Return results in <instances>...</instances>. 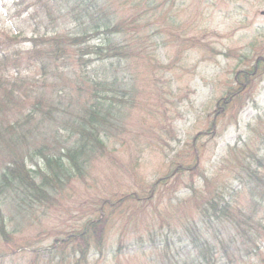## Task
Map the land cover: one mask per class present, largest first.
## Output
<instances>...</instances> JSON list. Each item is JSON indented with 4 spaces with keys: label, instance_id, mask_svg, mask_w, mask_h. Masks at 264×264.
I'll return each instance as SVG.
<instances>
[{
    "label": "rangeland",
    "instance_id": "1",
    "mask_svg": "<svg viewBox=\"0 0 264 264\" xmlns=\"http://www.w3.org/2000/svg\"><path fill=\"white\" fill-rule=\"evenodd\" d=\"M101 1L110 9L112 25L124 20L133 23L130 27L138 32L145 30L140 34L149 36L155 49L151 56L170 71L164 72V81H170L171 88L150 92V87L140 89L144 92L135 98L130 114L124 112L121 115L122 141L114 145L112 151L129 170L117 165L107 168L98 160L87 167H90L89 175L95 176L97 182L96 190L89 195L101 190L118 196L133 193L141 199L155 187L151 198L141 201V206L130 208L129 204H124L121 208L105 211L107 223L103 240L100 245L95 241L91 244L86 264H162L164 253L150 247L153 235L162 236L159 240L173 241L177 251L178 235L182 233L178 221L184 223L188 217L183 216L187 211L181 201L193 190L202 194L204 181H207L208 190L214 195L223 193L227 202V195L237 184L231 180L230 171L220 172L225 157L231 161L233 148H240L248 140L260 136L258 122L264 119V74H260L263 69L247 80L239 74L252 76L249 72L255 61L264 57V0ZM60 8L61 13L57 12V7L41 8L36 0H0V33H20L18 40L23 52L36 37L56 33L81 34L85 32L80 30L81 26L92 35V25H88L87 19L75 17L77 12L69 13L63 3ZM106 38L110 37L102 34L92 38L89 44L99 45ZM124 40L122 36L115 37L117 43ZM70 66L72 69H60V79L71 82L75 75L89 71L88 68L81 69L77 60H73ZM121 70L115 74L118 81L130 73L124 68ZM38 72L34 67L21 84L27 89L38 88L40 94L49 97L51 85L62 84V80L49 74L46 81ZM127 81L130 82V78ZM245 81L250 83L246 85ZM131 82L138 87L146 83L142 78ZM241 87L244 91L234 100V109H228L215 121L220 113L215 104ZM67 93L70 97L75 96L69 89ZM164 108L168 111L165 121L159 116ZM161 123L166 124L172 135L166 144L157 147L156 140L160 135L157 126ZM149 129L155 132L153 141L148 135L152 133L145 132ZM199 135L204 136L197 137ZM193 141L199 149L195 160L188 162L196 172L194 183L188 182L186 175L180 179L172 178L175 186L168 184L167 195H160L157 183L164 177L175 175L182 162L180 156L185 157ZM120 146L136 147L142 152L137 155L128 153L121 151ZM131 154L137 160L135 169L130 165ZM224 165L228 167L227 162ZM212 175H216L214 180H211ZM87 196L83 187L78 186L70 192L68 199L72 201L64 199L62 206L50 210L28 209L26 206L9 209V200L0 202L6 229L13 236L8 246L0 239V264H75L70 247L58 249L55 242L67 240L69 232L83 230L86 217L81 220L79 217L89 209L83 204H88ZM177 205H181L180 212H175ZM100 215L102 218L103 214ZM23 248L25 253L21 252ZM258 258L264 259V250ZM249 263L264 264L262 260L254 259Z\"/></svg>",
    "mask_w": 264,
    "mask_h": 264
},
{
    "label": "trees",
    "instance_id": "2",
    "mask_svg": "<svg viewBox=\"0 0 264 264\" xmlns=\"http://www.w3.org/2000/svg\"><path fill=\"white\" fill-rule=\"evenodd\" d=\"M36 1L41 8L57 7L59 13L63 3L66 10L69 8V13L77 12L75 17L87 19L93 33L91 35L86 27L81 26L80 30L85 31L81 34L56 33L49 37H36L25 52L20 49V33H0V202L9 200V209L18 210L26 206L28 209L50 210L62 206L64 199L72 201L68 199L70 192L82 186L88 195V204H83L89 208L85 215L79 217L80 220L86 217L83 230L79 228L69 232L67 240H56L55 243L58 249L70 247L75 264H86L91 244L95 241L100 245L103 240L107 223L105 211L121 208L124 204H129L130 208L141 206V201L151 198L155 187L141 199L133 193L118 196L101 190L89 195L96 190L97 182L95 176L89 175L90 167H87L98 160L107 168L117 165L129 170L112 151V147L122 141L121 115L124 112L130 114L135 98L146 87H150L148 92L154 89L164 91L163 87L170 89L171 82L164 81V72L170 71L151 56L155 50L153 43L149 36L140 34L145 30L138 32L130 27L133 23L124 20L115 21L112 25L110 9L101 0ZM102 34L110 38L100 41L99 45L89 44L92 38ZM116 36L125 40L117 43ZM73 60L80 62L81 69L88 68L89 71L75 75L71 82L60 79V69L68 70ZM34 67L46 81L49 74L62 80V84L51 85V96L45 97L38 88L27 89L21 84ZM121 68L130 73L118 81L115 74L122 72ZM261 69L260 74L263 75L264 62L258 61L249 72L252 76L239 74V77L241 75L247 80ZM137 78L144 79L146 83L136 86L131 81ZM249 83L244 82L246 85ZM44 84L45 81L42 82ZM68 89L75 93L74 97L68 96ZM243 91L239 89L230 94L228 99L232 100L223 112L217 114L215 121L228 109H234V100ZM63 106L65 109L60 110ZM167 112L164 108L159 113L163 121L167 120ZM258 123L259 138L233 148L231 161L225 157L222 164L220 172L230 171L233 175L231 180L237 184L227 195L228 201H224L223 193L214 195L208 190L210 185L204 181L202 194L193 190L181 201L187 211L183 216L188 217L183 218L184 223L178 221L182 233L178 235L177 251L173 241L167 238L159 240L162 236L153 235L150 247L164 253L162 264H252L249 263L252 259L264 262L258 258L264 250V119ZM157 127L160 131L156 140L158 147L166 144L172 134L166 124L161 123ZM149 130L145 132L152 133L148 135L153 141L155 132ZM201 136L204 135L197 137ZM192 144L185 157L182 159L180 156L182 162L175 175L164 177L157 183L160 195H167L165 189L168 184L175 186L172 178L180 179L186 175L188 182H193L196 172L188 162L196 158L199 149L195 141ZM120 148L136 155L142 152L136 147ZM132 154L131 161L128 160L135 169L137 160ZM225 162L228 167H225ZM215 178L216 175H212L211 180ZM179 210L181 205H177L175 212ZM12 237L0 209V239L8 246L13 241ZM21 252L25 253V249Z\"/></svg>",
    "mask_w": 264,
    "mask_h": 264
},
{
    "label": "flooded vegetation",
    "instance_id": "3",
    "mask_svg": "<svg viewBox=\"0 0 264 264\" xmlns=\"http://www.w3.org/2000/svg\"><path fill=\"white\" fill-rule=\"evenodd\" d=\"M242 89H244V87H242ZM220 104H221V106H220ZM228 105L229 104L227 103L226 98H223V99H221V103H216L215 104V108H216L217 111H224L227 108Z\"/></svg>",
    "mask_w": 264,
    "mask_h": 264
},
{
    "label": "bare ground",
    "instance_id": "4",
    "mask_svg": "<svg viewBox=\"0 0 264 264\" xmlns=\"http://www.w3.org/2000/svg\"><path fill=\"white\" fill-rule=\"evenodd\" d=\"M240 89H242V87ZM242 90H244V89H242Z\"/></svg>",
    "mask_w": 264,
    "mask_h": 264
}]
</instances>
